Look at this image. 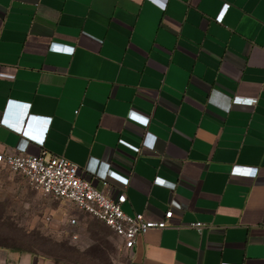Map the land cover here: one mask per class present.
Returning a JSON list of instances; mask_svg holds the SVG:
<instances>
[{
    "label": "crops",
    "instance_id": "crops-1",
    "mask_svg": "<svg viewBox=\"0 0 264 264\" xmlns=\"http://www.w3.org/2000/svg\"><path fill=\"white\" fill-rule=\"evenodd\" d=\"M0 150L65 156L127 188V213L174 211L133 249L97 219L117 264H264V0H0ZM0 264L75 263L0 246Z\"/></svg>",
    "mask_w": 264,
    "mask_h": 264
},
{
    "label": "built area",
    "instance_id": "built-area-1",
    "mask_svg": "<svg viewBox=\"0 0 264 264\" xmlns=\"http://www.w3.org/2000/svg\"><path fill=\"white\" fill-rule=\"evenodd\" d=\"M228 6L224 5L220 18ZM0 163L23 176L33 189L44 196L67 202L102 221L123 240L124 249H133L138 239L150 230L166 228L174 217L172 209H168L159 220L147 219L142 212L127 213L123 209L128 201L127 188L107 191L98 189L77 163L62 155L0 150ZM233 172L249 175L253 169L236 166ZM104 184L107 186V181ZM69 223L75 225L77 219L71 218ZM192 226L202 231L206 225L197 221Z\"/></svg>",
    "mask_w": 264,
    "mask_h": 264
},
{
    "label": "rangeland",
    "instance_id": "rangeland-1",
    "mask_svg": "<svg viewBox=\"0 0 264 264\" xmlns=\"http://www.w3.org/2000/svg\"><path fill=\"white\" fill-rule=\"evenodd\" d=\"M12 173L0 166L1 247L36 251L75 264H117L118 253L111 244L101 246L97 219L71 224L69 219L81 211L45 196L43 204L15 203L10 181L6 182Z\"/></svg>",
    "mask_w": 264,
    "mask_h": 264
},
{
    "label": "trees",
    "instance_id": "trees-1",
    "mask_svg": "<svg viewBox=\"0 0 264 264\" xmlns=\"http://www.w3.org/2000/svg\"><path fill=\"white\" fill-rule=\"evenodd\" d=\"M13 250H17V251H22L21 249H18V248H11Z\"/></svg>",
    "mask_w": 264,
    "mask_h": 264
},
{
    "label": "snow or ice",
    "instance_id": "snow-or-ice-1",
    "mask_svg": "<svg viewBox=\"0 0 264 264\" xmlns=\"http://www.w3.org/2000/svg\"><path fill=\"white\" fill-rule=\"evenodd\" d=\"M248 103H251V101H247Z\"/></svg>",
    "mask_w": 264,
    "mask_h": 264
}]
</instances>
